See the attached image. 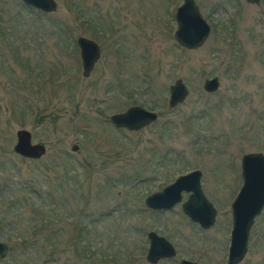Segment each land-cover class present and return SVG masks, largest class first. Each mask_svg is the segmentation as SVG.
<instances>
[{
    "label": "rangeland",
    "instance_id": "1",
    "mask_svg": "<svg viewBox=\"0 0 264 264\" xmlns=\"http://www.w3.org/2000/svg\"><path fill=\"white\" fill-rule=\"evenodd\" d=\"M53 1L44 12L0 0V241L8 246L0 264H150L149 230L175 249L155 264H225L240 157L264 153V0H195L210 31L194 49L172 36L181 0ZM78 36L99 48L86 77ZM211 76L218 86L209 93L202 83ZM175 78L188 92L169 108ZM132 105L155 111L156 120L137 131L115 128L108 116ZM19 128L45 146L40 158L13 152ZM193 169L216 211L207 229L181 211L185 192L168 210L143 203ZM76 202L85 207L84 254L69 242ZM40 210L53 217L54 237L37 250L20 240ZM237 264H264V206Z\"/></svg>",
    "mask_w": 264,
    "mask_h": 264
},
{
    "label": "water",
    "instance_id": "2",
    "mask_svg": "<svg viewBox=\"0 0 264 264\" xmlns=\"http://www.w3.org/2000/svg\"><path fill=\"white\" fill-rule=\"evenodd\" d=\"M25 4L41 11L50 12L56 7L53 0H22ZM257 5L260 0H244ZM174 30L172 33L176 44L185 49L200 46L209 34L210 28L199 12L195 0H181L174 14ZM76 44L79 51L81 74L86 77L99 56V48L95 41L78 36ZM218 86L216 76L204 79L202 89L214 92ZM187 88L181 78H175L168 85L167 106L174 107L184 100ZM157 113L139 105H132L125 110L108 116L109 122L115 128L137 131L150 125L156 120ZM78 146L71 145V151ZM12 150L27 159L40 158L45 153V146L40 142H32L31 133L25 128L15 131V141ZM201 172L193 169L178 175L173 181L158 191L147 195L144 206L150 210H168L181 200V193H187L180 203L181 211L190 221L197 223L200 228L207 229L214 221L215 209L204 196L200 183ZM239 175L241 184L230 203V230L225 264H237L242 260L246 250L250 228L254 218L264 206V153L248 152L241 155L239 160ZM147 248L144 258L150 264L160 259L172 258L174 247L161 235L149 230L146 232ZM8 252V246L0 241V258ZM178 264H199L195 261L180 259Z\"/></svg>",
    "mask_w": 264,
    "mask_h": 264
},
{
    "label": "trees",
    "instance_id": "3",
    "mask_svg": "<svg viewBox=\"0 0 264 264\" xmlns=\"http://www.w3.org/2000/svg\"><path fill=\"white\" fill-rule=\"evenodd\" d=\"M21 107H23V109L26 110L27 112L32 111V106L27 101H24L23 104L21 105ZM74 187H76V186H74ZM60 191H59L58 195L60 198H62V194ZM45 197L48 200V202H53V204H57L56 201H53V198L49 192L45 191ZM78 199L81 200L80 198H78ZM61 201L62 200H59V202H61ZM84 209H85V207H83L82 205L80 206L79 202H76L75 209H74L75 213L73 214L72 217L70 216L71 218L69 220L70 224L74 227V230H73L74 235H73V238L71 239V241L69 240V242L72 246H74V252H76L77 254H78V251L80 248H81L82 254H84L86 251V249L84 248V246H82L81 241H80L81 234L86 231V224H87L86 220H84L85 215L81 213L82 211H84ZM35 213L40 216V220H39V222L31 223V225L28 226L27 229H24V228L22 229V237H21L20 243H21V245H24V246L29 243V244L35 246L37 248V250H39L41 248L40 246L43 245V242H46L49 245L50 238L54 237V235H52V232L49 231L50 230L49 226H50V224H52L51 221L53 220V217L52 216H50L48 218L45 217L46 215H44L43 210L37 211ZM62 230L64 231V229H62ZM60 231L61 230L58 229V232H60ZM63 231H61V233ZM76 248H79V249L76 250ZM42 252L45 255V257L48 256L47 252L42 250L41 254H42ZM47 259H49V258L47 257ZM113 260H114V257L111 258V261H113Z\"/></svg>",
    "mask_w": 264,
    "mask_h": 264
}]
</instances>
